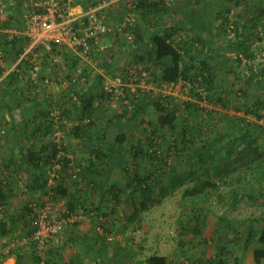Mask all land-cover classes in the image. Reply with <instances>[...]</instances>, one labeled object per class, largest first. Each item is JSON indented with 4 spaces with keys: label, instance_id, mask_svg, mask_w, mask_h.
Segmentation results:
<instances>
[{
    "label": "trees",
    "instance_id": "trees-1",
    "mask_svg": "<svg viewBox=\"0 0 264 264\" xmlns=\"http://www.w3.org/2000/svg\"><path fill=\"white\" fill-rule=\"evenodd\" d=\"M230 1H234L238 6L244 2V5L246 4L248 9L252 6H256L257 8V12L254 13V16H252L251 19L247 18V16H243L245 15V12L241 9L240 16L238 17L240 20H243L246 17L247 20L245 22L242 21L235 23L234 21H229L227 16L224 18L222 24L223 27L221 26L222 30L220 28V30L224 32V35H227L225 28L228 29V33L234 32L235 30L238 32L240 31L236 39L238 41H236L234 45L235 53L237 55L236 59H224L223 55L219 54L220 52H218V50H212L210 51L211 56L203 59L198 66H193L191 63L195 60L196 52L198 53L199 47L203 48L205 47L204 44H207V42L204 43L202 33H209L212 26V21L210 22V19H208L209 15L207 5L204 6V4H202L200 7L202 0H187L186 2L184 0V3L182 4L184 7L182 20H178L176 22H166L165 19L167 16H171V11L173 9L168 6V0H134L135 7L131 9V12L147 21V26L154 27L150 33L149 30H146L145 33L143 30H136L134 37L138 43L141 42V47L151 48L149 54L151 58L154 59L156 66L160 70V75L158 77L160 81L169 84H176L179 81H184L190 85L196 84V86L193 87L194 90L199 88L201 92L205 93V98L201 92H193L198 104L191 103L190 101L179 102L177 98L163 94L159 95L151 102L146 101V103H140L139 101V104L144 106L143 109H141L142 111L146 108L144 104H148L153 107L158 126L154 123H149L151 127H155L156 131L153 130L150 133L146 142L135 141L133 146H131L132 150L129 151V149L127 151V153H131L135 168L132 169L129 166L132 163L123 159V171L124 174L127 175L126 184L119 185L114 183L108 187V190L105 192L108 197L110 196L107 199L112 200L114 206H118L123 201L126 204H129L131 211V214H128L129 221L149 210L150 204H152L153 201L152 193H155L156 196H161L156 193L154 188L155 186L160 185L158 188H160V191L162 192L172 191L181 187L187 178H189L188 173L178 174L176 169L171 168V164L167 161L169 158L168 153L167 155L165 154L166 157L164 159V153L169 152L172 144L169 139L159 133V129H157V127L161 129L167 128L171 132L181 136L182 140L179 144L181 147L176 148L180 150V155H186V157L189 158L187 156V153L189 152V148H186L187 145L194 144L193 139L195 138V134L201 137L202 134L206 135L207 133V131L205 132L203 129L202 125L199 126L191 124L190 122L188 123L189 114L191 116L193 113L197 114L198 111L203 110L199 102L207 100L212 104L222 107L224 110L233 108L236 112H240L243 108V110H246L247 115L252 114L259 120L264 118V68L259 67L260 69L255 72L251 67H249V73H247L246 68L241 69L243 66L242 57L245 56L249 60L256 59L255 53H253L250 48L252 44L255 42H264V30L263 35L261 36L258 29L264 21L261 20L264 19V0H228V2ZM124 2L128 4L126 0ZM252 2H257L259 4L253 5ZM126 10L127 12L130 11L128 6ZM188 12L189 14L185 15ZM222 15L223 14L220 16ZM185 16L188 18H185ZM126 31H128L127 28L119 34H116V32L113 36L106 38L116 36L118 46L123 48L126 44L123 43L122 35H126ZM182 33L186 34L185 38H180V34ZM143 38H145V41H143ZM241 38L243 40H241ZM136 50H138V52L141 51L139 47L136 48ZM17 52V55L19 56L24 52V50H19ZM54 53H58L56 47L54 48ZM134 57L139 61L144 60V56L142 55L136 57V54H134ZM44 58L47 59L48 56ZM100 59L102 58L100 57ZM210 60L213 64L221 63L220 67L223 68H227L229 62L232 67L231 69H227L228 73L235 76H241L243 73L244 78L246 77L247 80V87L238 91L233 90L234 96L232 98H227L226 94L223 92H220L221 94H219L218 92L222 88L218 81H216L217 76L212 71L211 65L213 66V64L210 63ZM72 61L73 60L70 59V62ZM70 62L69 67L76 64ZM22 69L23 65L19 66L18 72L14 71V73L7 76V80L5 81L7 91H4L10 97V101L6 102V100L1 99L2 97L0 96V103H3L0 104V110L5 109L12 117L14 123L19 122L24 124V126H27L28 116L26 118L24 117V95L20 94L19 90L14 87V83L17 81V78H21L23 76H27L28 78V74L23 72ZM192 69H194V74L191 73L193 72ZM139 73H142V70H140ZM1 74L2 70L0 69V75ZM103 81L104 78L99 79L98 86L93 88L95 90L97 89L94 94H92L93 89H91V92L89 91L84 94H80L79 92L77 93L79 97L77 100L80 101L81 108V112L78 117L79 123L82 124V126L80 125L76 128L80 131L82 129V132L85 128L97 127V123L93 120V117L96 113L95 111L99 109V104L97 106L95 105V102L99 98H106L108 103L112 101V94L100 91ZM155 81H157V79H155ZM254 86L259 87V94L261 97L253 98L255 95L253 92ZM127 93L128 92L126 91V95ZM238 93L240 96H238ZM240 100H244L241 104L243 107L239 105L241 103ZM73 105L76 104L73 102ZM183 111H185V114ZM49 112L50 110H47L45 115L48 116ZM126 115L127 114H120L117 118L114 119L113 117L108 121V127L111 130V133L106 132L105 140L107 139V141L111 143V146H118L126 142V135L119 133L117 127L115 126V123L122 119L121 116L125 118ZM136 115L138 114H133V116L129 117V120H136ZM236 119L242 124V131L240 133L237 134L231 132L222 135L213 141L211 140L214 146L211 149H209L210 147H208L207 143L203 140L200 148L195 152L194 157L197 158L195 165H200L203 175L208 174L209 177H199L196 187L191 191V195H199L204 189L214 188L217 186L216 182L221 175L226 176L230 171L229 168L233 165V160L236 158L237 161L244 156L247 151L255 153V155H257L256 158L262 156L257 144L259 139L263 137L264 129L261 127L257 128L256 122H249V120L242 118ZM29 120L33 121V117H29ZM34 121L37 123V118H34ZM45 122L48 123L49 120L47 119ZM51 124L52 123L50 122L49 125L45 126V133L41 135L39 143H35L32 147L26 150L24 149V151L20 149L19 154L23 156V159L25 157L24 160L28 167V172H32L37 182L36 185H41L43 190L49 188L48 180L50 179L51 174L55 172L57 174V178L55 179V184L52 186V191L54 192L53 199L56 201H63L67 209L71 212H74L79 208H86L89 206L95 208V212H100V208L96 207L93 203L90 204L91 202H89L87 198L76 197V191L78 190L80 179L82 178L85 169L83 166L76 163V166L81 170L79 173V179H70L71 177L67 174V171L70 169L69 163L71 161L67 158V156L59 158V150L56 148L54 142L50 139L46 141L48 134L52 131ZM213 131L215 132V130ZM214 132L212 133L214 134ZM96 139L102 141V139L97 136ZM74 160L77 162L75 158ZM140 161L148 162L153 170L148 172L146 169V171L141 172V164H139ZM56 165H59L60 168L55 169ZM192 165L194 166V164ZM93 166L96 169L95 165ZM192 173L196 174V169L192 171ZM201 175L202 174H200V176ZM102 181V177L100 173H98V176L90 180L87 184L92 183L94 187H101L100 189L102 190ZM9 185L10 184L4 183L0 180V235L3 237L8 236L9 238H14L13 235L17 233V229L23 228V231L26 232L29 228V222L25 214V212H28L29 209L28 205H26L23 209V211L25 209L26 211L23 214H7L6 212L1 211L3 207L5 208L9 205L10 200L8 194L6 193ZM102 191H104V189ZM233 195H235L234 197L236 198L239 197L237 194ZM260 195L264 198V192L260 191ZM38 202H40V200ZM103 215L106 216V213L103 212ZM207 220L208 218L206 215H196V213H194L189 220L188 228L191 229L194 234L200 236L202 235L204 228L212 229L213 227V224ZM258 224L259 228H255L253 225L248 227L245 247L248 248V246H252L253 243H257L255 247H253L251 259L255 264H264V218L258 222ZM81 225L83 224H76L73 228L77 229ZM104 230H106L105 225ZM106 233H108L107 230ZM30 234L31 232H29L27 236ZM100 239L107 240V236L102 235ZM236 239L238 238L236 237ZM206 242L205 244H207ZM51 243H54V240H52ZM182 246L183 244L180 243V247ZM51 247L45 251H40L35 243L30 242L25 248L11 250L9 256H16V264H61L62 254L60 249L58 247L56 249L55 247ZM217 247L218 251L216 257L219 261L215 263L216 260L212 257L209 259L208 263L226 264L225 259L222 260V256L229 254V249L225 245H221V243H219ZM131 261V263H133V259H131ZM234 262L239 264L240 259L234 257ZM145 264H169V260L167 257L153 255L145 260Z\"/></svg>",
    "mask_w": 264,
    "mask_h": 264
},
{
    "label": "rangeland",
    "instance_id": "rangeland-1",
    "mask_svg": "<svg viewBox=\"0 0 264 264\" xmlns=\"http://www.w3.org/2000/svg\"><path fill=\"white\" fill-rule=\"evenodd\" d=\"M168 1V6L170 8L172 7L173 9L171 11V16H167L165 19L166 22H176L179 17L180 20H182L184 15V7L182 4L184 3V0ZM186 1L187 0H185V2ZM202 4H204V6L207 5L209 18L210 20L212 19V24L215 25L216 28L223 24L224 18L226 16L228 17L229 21H234L235 23L239 22L238 16H240L241 9L243 12H245V15H241L247 16V18H249L248 16H254V13L257 12L256 6H252L248 9V6L246 4L244 5V2L238 6L234 1L228 2V0H202L200 7ZM252 4L256 5L259 3L252 2ZM108 10L110 11V8H107V11ZM128 12L120 21L117 20L116 22H110V24L119 30L120 26L125 23L126 18L134 19L128 26L126 35L124 33V35H122L123 43L126 44L123 46L122 50L124 49L125 51H128L129 49L132 53L136 54V57L141 55L144 56V60H142V62L138 59H135L133 54L134 59H132L129 64L122 66L121 70H124L119 71L118 74L126 75L130 70H134L137 73H139L140 70L147 71L148 74L145 77L142 75L140 76V74H136L138 81L132 84H130L127 78H124V81L128 85L127 95L129 93L136 94L137 96L135 98H137V100L141 98L142 103H146V101L151 102L157 98L159 94H163L173 96L174 98H177L179 102L190 101L191 103L198 104L193 92L199 93L201 90L199 88L194 90L193 87L196 86V84L190 85L184 81H179V83L176 84H169L160 81L158 78L159 68L156 66L154 59L151 58L149 54L150 48L144 47L147 48L145 55L141 53L143 51V49H141V42L138 43L134 37L136 30H143L144 33L146 30H149L150 33V30L152 31L154 27H148L146 24L147 21L140 18L137 14H133L131 12H129L128 15ZM188 14L189 12L185 15ZM221 14L223 15L220 16ZM185 18L188 17L185 16ZM261 20L263 21L264 19ZM262 23L263 24H261L260 28L258 29L263 31L264 21ZM225 29L227 31V35L220 38L215 37L213 51L218 50V52H220L219 54L223 55L224 59L230 58L234 60L236 59L237 55L235 53L234 47L235 42L231 40H235L238 37L237 35L240 31L238 32L235 30L234 32L228 33V29ZM123 31H117L116 34H119ZM211 31L214 32V30ZM130 36L131 40H129ZM143 41H145V38H143ZM104 42H102V44H105ZM226 42L228 43L226 44ZM257 46V50L255 51L257 54L255 55L257 60L255 61V64H250V67L255 72L260 69L259 59L264 60V42H260V44ZM138 47L141 50L139 52L136 50ZM208 56H211V53H207L206 50L204 51L203 48L199 47L198 53L196 52V58L194 61H192V65L198 66L199 63L203 59L208 58ZM242 58L246 61H253L247 59L245 56ZM210 63L213 64L211 60ZM218 65L220 64H215L212 71L216 74V76H219L220 80L223 81V87L225 89L230 87L229 83L234 84L238 82L237 79L234 78V82L232 83L231 77L233 74H229L225 70L222 72L219 71L216 69ZM194 69H192V71ZM246 71L249 73L248 71L250 70L246 67ZM118 74L116 73L109 76H113V78H115L118 76ZM155 79H157V81H155ZM228 79L230 81H228ZM154 82L157 83L155 84ZM131 89H135V91L132 92ZM255 90L258 93L260 92L259 89ZM220 92L221 91L219 90L218 93L221 94ZM201 93L205 98V93ZM127 95H125L123 99L118 101L116 104L110 102V104L102 106L101 110L106 112V114H111V116L113 114V117H115L116 112L122 111L121 104L125 102ZM240 102L241 103L239 105L242 106L241 104L244 102V100H240ZM199 103L203 110L198 111V113L200 112L199 114L193 113L191 116L189 114L188 123L190 122L191 124L199 126L202 125L203 129L205 132L207 131V133L206 135L202 134L201 137L195 134V138L193 139L194 144L187 145L186 148H189L187 156L189 158H187L186 155H180V150L176 148L181 147L179 145L180 141L182 140L181 136H178L176 133L171 132L167 128L161 129L157 127V129H159V133L169 139L170 143L172 144L169 152L164 153L166 155L167 153L169 154V164H171V168L176 169L178 174L188 173L189 178H187L181 187H178L172 191L162 192L160 191V188H158L160 185L155 186L154 188L156 193L160 194L161 196H156L155 193H152L153 201L152 204H150L149 210L140 214L139 216H136L131 221L128 219V214H131L129 204H126L123 201L118 206H114L112 200L105 199L106 197L104 196L101 197L99 193L96 199L94 198L89 202L100 208V212L97 213L99 216L106 218L107 222L105 224V228L108 233H106V230H103V232L97 230L99 225L97 224L96 218H92L89 222L84 223L92 225L95 230V232L90 231V236H87L89 241H85L87 239L86 238L84 239L83 245L80 244V247L84 252L87 250V247L84 245H91L93 240H99V238L104 235L111 238V242L107 240V244L109 243L111 247L117 245L119 252L118 255H121V258H125L122 264H144L145 260L153 255L167 257L169 264H209V259L212 257L216 260L215 263L219 261L216 257V254L218 251L217 246L219 243H221V245H225L230 251L229 254L222 256V260L225 259L226 264H236L234 262V257L240 259L239 264H255L251 259V255L253 247H255L257 243H253L252 246H248V248L245 247V243L248 227L253 225L255 228H259L260 223L258 224V222L264 218V198L260 195V191L264 192V134L263 137L259 139L257 144L258 149L262 154V156L260 155L261 157L256 158L257 155H255V153L247 151L245 155L237 161L236 158L233 160L234 163L232 166H230V171L226 176L221 175V177L216 182L217 186L214 188H206L201 194L196 196L191 195V191L196 187L199 177H209L208 174L203 175L200 165H195L197 162V158L194 157L195 152L198 151L201 144L203 143V140L207 143V146L210 147L209 149H211L214 147L211 140L213 141L214 139L231 132L238 134L242 131V124L236 118L249 120V122H256L257 128L261 127L263 129L264 118L259 120L252 114L247 115L246 110H243V108L240 112H236L233 108L224 110L222 107L212 104L207 100L201 101ZM127 104L129 105V102ZM138 105L139 104L136 102L134 107L138 108ZM144 105L146 106L144 111L141 110V108L144 106L139 105V110H141L142 113L136 115L137 123L134 122L136 120L130 121L129 116H125V118L122 117L121 120L115 123L117 129L121 127V123H125L121 127V129L125 130V132L129 131L127 129L128 126L130 130H134L133 128H137V124L140 125L138 130H140L139 133L141 136H143L141 131H148V136H150V133L153 130L156 131L154 126L151 127L149 125V123H154L157 125L155 111L152 106H149L148 104ZM183 112L185 114V111ZM144 125H146V127H144ZM9 130V128L6 130L7 135L9 133L11 134V131ZM213 130H215V132ZM212 132H214V134ZM37 138L39 142L41 135H38ZM132 142H130V144ZM1 143L2 142L0 141V144ZM130 144L128 143V149H130ZM126 156L129 157V153H126ZM131 163L132 164L129 166L134 169L135 165L133 162ZM192 164H194V166ZM143 165L144 166L141 167V172L146 171V169L148 172L153 170L148 162ZM123 167L124 166L120 165L118 168H114L113 166H110L109 169L103 168L104 172L108 170L109 174L106 177V179H108V183L112 182L113 184L116 182L119 185L126 184L127 175L124 174ZM195 169L196 174H193L192 171ZM200 174L202 175L200 176ZM88 178L89 176H87L84 183L87 184ZM104 185L105 183H103V186ZM92 193L93 192H91V195ZM233 194H237L239 197L236 198ZM103 212L106 213V216L103 215ZM194 213H196V215H206L208 218L207 221L213 224L212 229L204 228V231H202V235L200 236L194 234L191 229L188 228L189 220ZM66 230L71 231V228ZM135 230L142 231V239H139L134 235ZM236 237L238 239H236ZM205 242L207 244H205ZM180 243L183 244L182 247H180ZM107 244H103L104 246L102 245L100 248L102 250L104 248L107 249L109 247ZM122 244H126L125 249ZM92 251L94 256L98 252V249L94 246ZM133 255V263H131Z\"/></svg>",
    "mask_w": 264,
    "mask_h": 264
},
{
    "label": "crops",
    "instance_id": "crops-1",
    "mask_svg": "<svg viewBox=\"0 0 264 264\" xmlns=\"http://www.w3.org/2000/svg\"><path fill=\"white\" fill-rule=\"evenodd\" d=\"M36 0H0V8L1 6H5V11L7 15V19L5 21H0V50L2 52V59L0 62V69L2 70V74L0 75V96L1 99L6 100V102L10 101V97L8 94L4 91L6 90V83L7 76L11 73H14V71L17 72V65L18 61L20 59L17 55V51L24 50L28 45V40L26 41V37L23 33V22L22 17L25 11H27L31 7V3ZM68 2L71 13L75 15H84L87 9H89L92 6L102 4V3H109L110 11L108 10L110 22H116L117 20H121L124 15L127 13V6L128 4L125 3V0H65ZM127 1V0H126ZM204 1V0H203ZM206 3V2H205ZM126 11V12H125ZM249 19L252 17L248 16ZM212 18V17H211ZM208 19H210L208 17ZM176 20V19H175ZM180 20L177 19L176 21ZM246 17L242 20L239 18V22L246 21ZM212 19L210 20V22ZM179 23V22H178ZM220 25L216 28L215 25L212 24L211 30L209 33L205 32L202 33V38L204 39L205 47H203V50L207 51V53H210V51L214 48V40L215 37H223L225 36L223 34V31ZM149 27V26H148ZM221 28V30H220ZM217 29V31H216ZM219 30V31H218ZM151 31V30H150ZM192 34V33H189ZM180 38H185V33L180 34ZM209 39V40H208ZM237 39V38H236ZM231 40L233 42H236L238 40ZM241 40H243L241 38ZM105 41V42H104ZM10 42V43H9ZM13 42V43H12ZM105 43L109 49L104 53V55L99 56L102 59H98V57H94L92 61L89 63H85V69L87 72V75L90 79V82L87 85H81L77 88H70L69 90H65L62 85H58L53 87L51 90H48L44 88L41 84L34 85L29 81V78L27 76H23L21 78H17V81L14 83V87L19 90L20 94L24 95L23 97V103L25 107L24 117L28 118V125L24 126V124L15 122L12 120V117L8 112H6L5 109L0 110V141L2 142L0 144V180L7 182L9 185L8 189L6 190V193L9 197V205L8 207H3L1 211L6 212L7 214H23L26 209L23 211L24 207L28 205L29 201H41L43 199V196L46 195L47 189L43 190L41 188V185H36V179L32 172H28V167L25 164V157L23 159V156L20 155V149L24 151V149H28L32 147L35 143L38 142V135H42L45 133V126L49 125L47 122H45L48 118L47 115H45V112L47 110H54L59 109L62 111L63 114V124H62V130L65 131L67 142H68V149L70 153L75 157L76 161L75 163L80 164L85 169L82 178L80 179V184L78 186V190L76 191V197L78 198H87L88 201H91L92 199H96L97 195L100 193V196L106 197L105 199L109 198L107 194H105L106 190H108V187L112 185L111 183H108V179L106 177L108 176V170L106 172L103 171V168H110V166H113L114 168H118L120 165L123 166V159L126 161L133 162V158L131 157V153H129V157L126 156L128 149V143L132 142L130 144V150H132L131 146H133L135 141H142L146 142L148 139V131L145 130V132L141 131L143 133V136L140 135V130H138V127L140 125L137 124V128H133L134 130H130L127 126L128 132H125V130H122L121 127L125 123H121V127L117 129L119 133L126 135V142L124 144L111 146V143L105 140V134L111 133V130L108 127V121L113 118V114H106V112L102 111V106L110 104L108 103L106 98H99L95 105L98 106L99 109L95 111V115L93 117V120L96 121L97 127H91V128H85V130L82 132L79 129H77V126H82V124L79 123V117L78 115L81 112L80 108V101L77 100L78 92L81 93H87L91 92V89L96 88L98 86L99 79L104 78V80L109 75L118 74L121 70L122 66H125L126 64H129L133 57V53L128 49V51H125L124 49L120 48L118 46V41L116 40V36L112 38H106L100 41ZM228 42H226L227 44ZM260 43H254L250 47L252 52L255 53L257 50V45ZM235 47V46H234ZM143 53L145 55V52L147 48L142 47ZM151 49V48H150ZM79 54V51L76 52ZM75 52L71 50H63L60 51L59 55L60 57H63V63L66 65L67 69H70L69 62L70 59L73 60L70 63H78L79 57L77 56ZM43 56L46 57L48 54L45 52H42ZM255 55H257L255 53ZM143 62V61H142ZM42 71L46 75H49L53 78H61L63 80L64 74H66L65 71L61 70L62 68L59 66L57 67L55 64L50 63L46 58H44V61H42ZM192 64V63H191ZM219 64V63H218ZM215 64H213L214 67ZM221 65V63H220ZM218 65V67H220ZM218 69L219 71L225 70L227 73V69H231L232 65L228 62V67L223 68L220 67ZM248 68L246 64L243 62V66L241 69ZM250 67V66H249ZM235 68V67H234ZM250 69V68H249ZM158 70V69H157ZM191 73H194L191 72ZM231 74V73H229ZM160 75V70H158V77ZM234 78L237 79V83L230 84L228 88L223 87V81L219 79V76L217 75L216 81H218L219 85L222 89H220L221 92L226 94L227 98H232L234 93L233 90L236 89V91L240 89H245L247 87V80L246 77L244 78L243 73L241 76H235L232 75L231 82H234ZM228 81H230L228 79ZM156 84V82H154ZM179 83V82H178ZM255 85V84H254ZM259 89V87H253L254 97L258 98L261 97V95L255 90ZM97 90V89H96ZM93 89L92 94L96 91ZM7 91V90H6ZM131 91H135V89H131ZM139 93V92H138ZM240 93V92H239ZM238 93V96H240ZM140 94V93H139ZM241 94V93H240ZM160 95V94H159ZM137 95L133 93H129L127 95V98L124 103L121 104L122 111L115 113V118H117L118 115H124L126 116H133V114H141V110H139V101L141 102V99L138 101L137 98H135ZM143 97V96H141ZM73 102L76 105H73ZM129 102V105L127 104ZM139 104L138 108L134 107L135 104ZM0 104H3L2 102ZM143 109V108H141ZM139 110V111H137ZM29 117H33V121L29 120ZM123 117V116H121ZM120 117V118H121ZM34 118H37V123L34 121ZM124 118V117H123ZM121 120V119H120ZM123 122V121H122ZM137 123V120L134 121ZM21 124V125H20ZM132 127V126H131ZM146 127V125H144ZM10 129L11 134L9 133L7 135L6 130ZM105 128V129H104ZM96 130V131H94ZM98 130V131H97ZM4 132L2 134L1 132ZM50 134L47 136V141L50 139ZM7 135V136H6ZM33 136V137H32ZM96 136L98 138H101L102 141L96 139ZM8 137V138H7ZM111 139V138H110ZM108 139V140H110ZM127 147V148H126ZM3 156V157H1ZM147 162L140 161L139 164H141V167H143ZM95 165L96 169L93 165ZM93 166V167H92ZM88 168V169H87ZM71 170L68 169L67 174H71ZM98 173H100L102 177V184L105 183L103 186L104 191H102L101 187H94L93 184H86L84 181L86 180L87 176L88 182L98 176ZM27 186L29 188L30 193L28 195H24L21 192V185ZM108 183V184H107ZM116 183V182H114ZM113 183V184H114ZM37 186V187H34ZM46 191V192H45ZM91 192L92 195H91ZM65 204V203H64ZM91 204V203H90ZM12 209V210H10ZM29 209V208H28ZM27 215V213L25 212ZM28 220V218H27ZM29 222V220H28ZM31 231L30 225L29 228L26 230V232L22 229H17V233L14 236V238L3 237L0 235V243L7 239H23L27 237L28 233ZM90 231L95 232L94 228L90 224H83V226L76 228H71V231L65 230L61 233V239L60 243H52L50 245L51 248L55 249L58 247L61 252V264H122L124 262V257L121 258V255H118V248L117 245L110 246L109 243L111 242V238L107 236V240H93L91 245H84L87 247L86 252H84L80 244L83 245L84 239L87 238V236H90ZM16 232V231H15ZM5 238V239H4ZM88 239V240H87ZM85 241H89V238H87ZM107 244L109 246L107 249L104 248L103 250L100 248L103 244ZM86 244V243H85ZM96 247L98 249V252L93 256L92 248ZM104 246V245H103ZM124 249L126 248V244H122ZM25 248V247H21ZM159 256V255H157ZM164 257V256H163ZM134 258V255H133ZM132 258V259H133ZM0 264H16V256L10 255L9 257L5 258L1 261ZM130 264V263H128ZM145 264V262H144Z\"/></svg>",
    "mask_w": 264,
    "mask_h": 264
},
{
    "label": "built area",
    "instance_id": "built-area-1",
    "mask_svg": "<svg viewBox=\"0 0 264 264\" xmlns=\"http://www.w3.org/2000/svg\"><path fill=\"white\" fill-rule=\"evenodd\" d=\"M127 2L129 12H131V9L135 7L134 0H127ZM108 7L109 3L98 4L90 7L84 15L80 16L71 13L69 4L65 0L33 1L31 7L24 12L22 17L23 33L28 40V45L20 56L17 72L19 66L23 65L22 70L28 74L29 81L34 85L41 84L48 90L58 85H62L65 90L87 85L90 79L84 64L92 61L94 57L100 59L99 56H103L108 49L107 45L100 44V40L113 36L117 31L125 30L131 24V21L134 20L126 18L125 23L117 30L110 24ZM6 19L7 15L5 6L3 5L0 8V21H5ZM259 31L262 36L263 31L261 29ZM129 40H131V36ZM55 47L58 53H54ZM62 49H68L75 53L79 51V54L76 53L79 57V62L70 66V69L66 68V65L62 61L63 57L59 55ZM42 52L48 54L47 60L50 63L55 64L57 67L60 66L61 70L66 72L63 80L59 77L57 79L43 73L41 63L44 61V56ZM1 59L2 52L0 50V62ZM256 60H243V62L249 69L250 64H255ZM263 61L259 59V67L264 68ZM136 74L145 77L148 72L142 71V73H137L134 70H130L126 75L118 74L115 78L110 76L103 81L100 91L112 94L111 102L116 104L126 95L128 85L124 81V78H127L130 84H132L138 81ZM47 118L49 120L48 124L52 123L50 140L54 142L56 148L59 150L58 157L67 156L71 161L69 163L72 172L70 179L78 180L81 170L76 166L75 157H73L68 149L66 133L62 130V111L59 109L50 110ZM1 133L4 134L3 131ZM165 157L166 155L164 154V159ZM169 158L167 159L168 163H170ZM55 169H59V165H56ZM56 178L57 174L53 172L48 180V191L40 202L30 200L28 203L29 211L26 212V216L29 220L31 234L23 239H7L0 243V263L9 257L11 250L26 247L30 242L35 243L38 250L45 251L52 244V240L55 243L60 242L61 233L64 230L73 228L76 224L87 223L92 218H96L97 220V224L99 225L97 230L103 232L107 221L106 218L99 216L95 212V208L89 206L71 212L63 201L53 199L54 192L52 191V186L55 184ZM21 192L24 195H28L30 190L22 183ZM134 235L139 239L143 238L141 230H135Z\"/></svg>",
    "mask_w": 264,
    "mask_h": 264
}]
</instances>
